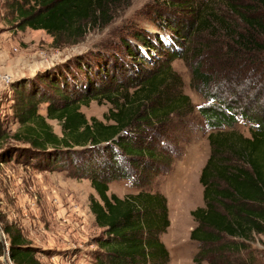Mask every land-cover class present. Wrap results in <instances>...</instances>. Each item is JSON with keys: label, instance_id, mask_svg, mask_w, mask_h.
<instances>
[{"label": "trees", "instance_id": "obj_1", "mask_svg": "<svg viewBox=\"0 0 264 264\" xmlns=\"http://www.w3.org/2000/svg\"><path fill=\"white\" fill-rule=\"evenodd\" d=\"M170 1L192 16L187 23L160 16L167 37L135 32L120 40L119 52L93 53L44 75L39 88H52L61 101L28 81L30 91L23 90L27 95L13 106L19 124L13 138L29 148L4 151L0 160L27 155L32 166L60 164L70 175L91 181L98 198L91 197L90 209L105 230L96 264H169L161 240L171 225L167 198L143 187L158 163H166L158 171L166 173L183 153L164 138L177 132L173 120L183 121L196 110L177 88L180 78L172 62L182 59L193 90L207 102L198 111L210 131L211 154L199 179L204 206L191 213L197 224L191 240L200 244L195 264H252L250 256L240 254L255 235H264V0ZM120 2L12 0V10L17 29L76 44L91 28L110 25ZM165 50L168 57L159 66L154 54ZM92 102L111 105L105 121L82 112ZM43 103H48L46 115L39 112ZM48 121L61 125V137ZM241 121L249 125L250 137L236 129ZM121 180L142 189L124 198L110 195V184ZM4 232L14 264H43L20 229ZM4 248L0 242V257Z\"/></svg>", "mask_w": 264, "mask_h": 264}, {"label": "rangeland", "instance_id": "obj_2", "mask_svg": "<svg viewBox=\"0 0 264 264\" xmlns=\"http://www.w3.org/2000/svg\"><path fill=\"white\" fill-rule=\"evenodd\" d=\"M178 1L174 0L175 3ZM170 4V0H121L110 25L91 28L74 44L66 38L55 41L44 31L17 29L12 0H0V73L9 74L15 80L13 92L0 89V154L11 149L26 151L29 148V145L13 138L19 128L13 106L21 94L27 95L23 90L30 91L28 81H33V87L49 99L61 101L52 88H39V80L44 75L76 63L78 58L90 59L93 53L119 52L120 40L131 37L135 32L167 37L162 22L158 23L160 16L185 23L192 16L190 12ZM243 29L241 25L239 30ZM168 52L165 50L162 55L155 53L154 61L161 66ZM172 66L180 78L176 83L179 87L174 85L173 89L181 86L196 110L183 121L173 120L172 127L177 126V132L164 136L170 147L179 149L182 155L173 159L166 173L158 172L167 166L166 163H158L150 172L151 182L143 188L167 198L171 225L161 235V240L170 252L169 264H195L200 244L191 240V233L197 226L191 213L204 206V189L199 179L211 154L207 136L210 131L198 108L207 102L193 90L192 73L187 64L182 59H175ZM148 68L153 66L148 65ZM47 106L48 103L40 106L42 115H46ZM110 108L108 103L92 102L81 110L88 119L105 121ZM48 122L61 137V125L57 121ZM172 127L168 125L167 130ZM236 129L250 137L249 125L245 122H239ZM24 156L15 154L12 161L0 160V242L5 247L0 262L14 264L9 255L10 240L4 232L6 227H14L20 229L27 244L36 249V256L43 264H96V256L102 252L98 242L105 236V230L98 227L90 209L91 197L98 198L91 181L83 176L70 175V171H63L60 164L41 168L44 166L39 162L32 166L34 160L30 162L28 156ZM141 189L128 180H121L110 184L109 194L124 198L137 194ZM246 245L249 249L240 256H250L254 261L252 264H264V235H255Z\"/></svg>", "mask_w": 264, "mask_h": 264}, {"label": "built area", "instance_id": "obj_3", "mask_svg": "<svg viewBox=\"0 0 264 264\" xmlns=\"http://www.w3.org/2000/svg\"><path fill=\"white\" fill-rule=\"evenodd\" d=\"M14 83L15 80L11 75L0 73V89L10 93Z\"/></svg>", "mask_w": 264, "mask_h": 264}, {"label": "crops", "instance_id": "obj_4", "mask_svg": "<svg viewBox=\"0 0 264 264\" xmlns=\"http://www.w3.org/2000/svg\"><path fill=\"white\" fill-rule=\"evenodd\" d=\"M209 134H210V132L207 134V136H208ZM209 157H210V155H209ZM208 159H209V158H208ZM207 161H208V160H207ZM206 163H207V162H206ZM205 165H206V164H205ZM205 165H204V167H205ZM204 167H203V168H204ZM201 172H202V171H201ZM200 175H201V174H200Z\"/></svg>", "mask_w": 264, "mask_h": 264}]
</instances>
